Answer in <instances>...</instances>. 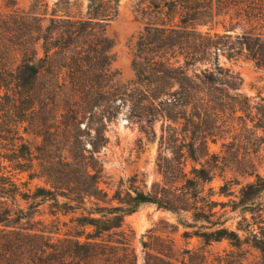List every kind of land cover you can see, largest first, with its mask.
<instances>
[{
	"label": "trees",
	"instance_id": "16d2710c",
	"mask_svg": "<svg viewBox=\"0 0 264 264\" xmlns=\"http://www.w3.org/2000/svg\"><path fill=\"white\" fill-rule=\"evenodd\" d=\"M118 1L88 0L90 12L84 19L51 13L45 28L42 17L34 16L43 55L37 57L31 48L14 70L0 72V103L9 115L0 123V139L20 143H12L9 156L0 152V225L25 218L11 216L5 203L14 202L17 193L12 176L2 171L6 159L19 172H28L29 179L43 180L45 186H36L32 198L49 201L55 214L81 212L71 219L79 231L70 239L53 243L42 231V255L33 251L34 257L43 258L41 264H90L98 258L106 264H132L136 254L127 252L128 236L121 228L125 216L142 204L190 212L192 222L185 227L193 230L183 236L197 237L204 247L226 241L235 249L212 259L209 251L186 250L187 259L178 260L172 241L155 253L142 242L143 264H245L244 246L256 252L254 264H264V174L254 160L264 144V98L243 95L238 75L218 63L219 54L229 60L244 53L256 66H264V0H206L204 5L174 0L170 8L176 22L146 25L136 38L133 86L116 84L109 71L111 43L104 24L113 15L101 12H116ZM38 3L33 0L32 6ZM219 16L237 19L242 31L233 41L230 34L197 29ZM45 69L49 75L42 79ZM117 99L130 103L139 120L168 122L159 140L161 188L147 192L131 182L108 196L99 186L98 152L107 141L106 121L119 112ZM20 127L33 142L40 141L26 140ZM217 142L219 150L211 151L210 144ZM54 151L57 156H52ZM225 170L253 179L244 184L224 181L216 192L211 187L205 191L204 185ZM233 185H240L237 191ZM214 194L230 198L217 201ZM217 206L229 210L219 212ZM227 213L238 214L234 228L226 225L232 219Z\"/></svg>",
	"mask_w": 264,
	"mask_h": 264
},
{
	"label": "rangeland",
	"instance_id": "374dc122",
	"mask_svg": "<svg viewBox=\"0 0 264 264\" xmlns=\"http://www.w3.org/2000/svg\"><path fill=\"white\" fill-rule=\"evenodd\" d=\"M39 3L32 6L33 0H0V72L7 73L20 63L22 55L31 48L37 51V57L42 54V40H38V36L42 33L37 29L34 16L41 18V27L45 28L48 24L50 14L55 16L69 15L74 19L86 18L88 16V0H38ZM174 0H119L116 6V12L113 10L101 12L112 16L107 23L104 24V35L111 43L109 55L111 61L109 71L112 80L116 84H130L135 79V73L132 66L134 55V44L138 34L146 25L152 23L176 22L178 17L171 16L173 10L170 4ZM178 1V0H177ZM185 1V0H180ZM201 5L206 4V0H199ZM237 19H229L228 17H216L213 23L208 25L197 26L199 31H207L211 28V32H219L221 34H230L233 41L235 36L242 30L235 25ZM56 26H61L55 24ZM234 27V28H232ZM246 29L249 28L245 24ZM60 56L55 57L56 64L61 61ZM218 63L224 68H229L240 78L239 91L251 99L258 97L264 98V66L259 67L252 60L245 56L244 53L226 59L223 55H218ZM45 69L41 74L42 79L48 78ZM4 98H2L1 102ZM6 101V100H4ZM0 103V123L9 118L6 113V107H1ZM119 112L111 121H106L105 136L107 141L99 150L98 156L102 161V178L100 188L111 196L118 186L125 189V185L134 182L135 186L144 191H152L163 186L164 181L162 174L157 167V159L160 151L159 140L162 129L168 124L167 121L158 118L155 122H145L139 120L137 113L131 110L130 103L123 105L119 99L116 104ZM84 123H82V126ZM25 126V123L22 125ZM19 134L24 136L32 144L39 142L33 136L26 135L23 127H20ZM259 134H261L259 132ZM7 138V137H6ZM8 139H0V152L5 156H9L12 152V143L20 144L18 140L13 142ZM220 143L210 144L211 151H218ZM89 146V143H87ZM3 148V149H2ZM251 150V149H250ZM57 156V152L51 153ZM167 155L168 154H163ZM256 160V169L260 174H264V144L260 146L254 157ZM5 169L2 171L6 175H11L13 181L17 184V193H15L14 202L8 199L5 201L7 206L13 211L11 216H25V218L11 219L9 226L0 225V264H41L43 258L33 256H41V246H45V238H41L43 234L52 236V242L58 243L57 240L64 238L70 239L79 231L75 226V222H71L75 216L80 215V211L63 214L57 212L50 206L49 201L41 202L40 198H32L31 194L36 186H45L43 180L38 178L29 179L28 172H19L12 167L13 163L6 159L3 161ZM189 167L187 166V169ZM238 180L240 184L251 181L253 178L248 175H241L233 170H225L222 174H216L213 180L204 185L205 191L213 188L216 192L218 187L224 181ZM122 184V185H121ZM240 185L231 186L237 191ZM230 197L214 194L212 199L227 202ZM36 202H40L37 204ZM103 203H100V205ZM115 204V202H113ZM87 206H92L90 203ZM23 212L19 213V209ZM219 212L229 210V207L220 209ZM232 216L227 222V226L235 227V222L239 219L237 213H227ZM29 217V219H27ZM190 212L173 213L168 210L157 208L152 204H142L135 212L125 216L122 224V230L127 234L128 250L134 251L136 260L132 264H143L144 249L142 242H145L151 253L165 244L169 245V241L173 250V256L181 260L187 259L186 250H196L199 253L209 251L210 259L216 255L225 256L230 250H235L226 241L213 243L210 246H202L200 240L195 236L185 237V231L191 232L193 229L185 227V224L191 223ZM83 239V237H81ZM44 240V242H43ZM114 243H112L113 245ZM61 246V244H59ZM65 245V244H62ZM121 246V245H118ZM156 249V250H155ZM148 251V249H147ZM244 256V263L254 264L256 261V252L247 249L246 246L241 250ZM237 251V253H241ZM121 254V253H120ZM118 256H121V255ZM116 258V255H115ZM33 261V263H32ZM90 264H106L104 258L89 260ZM126 262H129L126 260ZM120 264V263H115ZM129 264V263H128Z\"/></svg>",
	"mask_w": 264,
	"mask_h": 264
}]
</instances>
